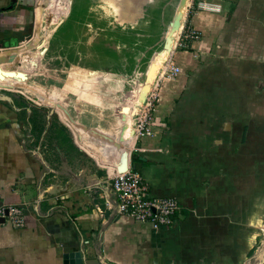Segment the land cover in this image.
Returning a JSON list of instances; mask_svg holds the SVG:
<instances>
[{"label": "crops", "instance_id": "crops-1", "mask_svg": "<svg viewBox=\"0 0 264 264\" xmlns=\"http://www.w3.org/2000/svg\"><path fill=\"white\" fill-rule=\"evenodd\" d=\"M40 2L0 0V56L32 30ZM188 25L199 37L177 63L183 71L202 64L163 83L153 136L134 144L124 135L130 158L115 148L106 154L102 138L71 126L54 106L45 115L30 103L31 115H15L13 103H1L8 99L2 84L13 83L9 73L26 74L19 68L27 56L0 70V206L24 214L23 228L0 226V264H247L258 237L257 264H264V167L249 170L244 162L253 138L255 156L264 158L263 124L253 118L249 129L250 118L227 116L231 75L224 64V89L211 86L215 62L232 51L245 54L242 62L264 58V0H195ZM116 119L106 122L120 130ZM129 168L151 197L177 200L174 226L155 229L118 212L110 178ZM74 253L80 257L70 258Z\"/></svg>", "mask_w": 264, "mask_h": 264}, {"label": "rangeland", "instance_id": "rangeland-1", "mask_svg": "<svg viewBox=\"0 0 264 264\" xmlns=\"http://www.w3.org/2000/svg\"><path fill=\"white\" fill-rule=\"evenodd\" d=\"M132 2L138 4V0ZM177 2L178 0H153L143 7V13L147 12V15H143L134 26L123 28L120 25H113L109 18L101 19L93 10L95 0H41L35 12L32 30L26 36H22L16 48L13 46L9 50L4 49L6 52L4 51L5 53L0 56V70L11 67L21 54L27 56L24 62H20L19 68V73H23L27 68L26 74L9 73V79H12L13 83L2 84L7 86L4 89L7 91L5 96L8 99L2 100L1 103L6 106L9 104L10 108L13 103V107L15 105L18 109L14 113L20 118H26L27 113L31 115L33 112L31 104L43 109L44 111L41 112L45 115L54 106L61 116L63 113L67 116L66 119L71 126L102 138L99 139V143L105 147L106 154L115 148L123 151L130 158L131 147H126L125 133L131 136L134 144L139 143V139L134 135L136 120L152 95L156 94L157 102L154 103L156 108L153 111L152 121L155 120L154 114L159 105L160 89L163 83L167 82L161 81L163 67L171 64L180 68L177 62L185 61L180 59V55L187 44L178 39L179 41H175L173 46L167 47L168 60L163 59L162 66L156 73H151L154 69L152 63L155 56L166 49L167 42L163 39V27L166 21L171 20ZM165 8L168 9V13L164 20L150 19L149 14L154 10ZM67 22L71 23L69 26L73 28H68ZM159 22L160 27L157 25ZM262 41L264 50V37ZM253 48L260 47L253 45ZM237 54L232 51L231 58L225 63L215 62L216 67L213 70L216 72L211 86L220 88L221 91L224 89V64L226 74L228 70L231 75L229 90L232 104L230 114L227 116L233 121L239 116L243 121L246 118L245 121H248L250 118L246 122L249 129L253 124V118L260 119V123L256 122L255 125L263 124L264 131V58L242 62L239 57L245 54ZM199 63L201 62L194 63L193 66L187 64L184 71L180 68L181 76L186 78L190 70ZM73 69L78 71L70 72ZM147 73L148 80L150 77H153V80L145 89ZM177 77L178 75L174 76L173 80ZM48 90L50 91L47 92ZM227 90L226 84V92ZM143 92L144 97L140 102L137 94ZM53 94L54 97L51 96ZM117 96H119L118 108L123 118L120 130L113 129L106 122L107 111L111 108L107 105L102 107L107 97ZM224 96V92H221V97ZM127 100L131 107L126 106ZM163 100L166 101L163 98L160 102ZM167 100L171 105L176 102L174 97H168ZM125 109H129L127 117L124 115ZM9 114L11 117L14 116L10 112ZM224 127L230 129L229 123ZM246 141L245 144L248 143ZM247 154L244 162L248 164L249 170H254L257 163L264 167V158L260 160V157L257 159L255 156L254 138L247 147ZM249 175L252 176L254 173ZM255 230L257 229L253 228V231ZM260 230L257 232H262ZM254 240L255 235L251 238L252 242ZM260 240L261 237H258V243L249 252L247 264H257L259 257L261 258V254L256 253V247H259L257 250L260 249Z\"/></svg>", "mask_w": 264, "mask_h": 264}, {"label": "built area", "instance_id": "built-area-1", "mask_svg": "<svg viewBox=\"0 0 264 264\" xmlns=\"http://www.w3.org/2000/svg\"><path fill=\"white\" fill-rule=\"evenodd\" d=\"M194 2L195 0L189 1L176 42L181 39L187 44L199 37L198 33L188 25L190 9L194 6ZM179 74L180 68L167 64L162 71L161 81L172 80L174 76ZM155 102H157V95L153 94L151 100L140 112V117L136 120L134 135L139 140L151 137L154 134L152 116L156 108L154 106ZM110 181L116 196L118 212L121 215L130 217L137 222L148 223L155 229L172 227L175 225L177 218L180 217L181 207L177 200L174 198L151 197L147 184L135 169L129 168L123 172H116L112 175ZM0 220H3V222L0 221V226L7 224L15 229L24 227V214L19 206L1 205Z\"/></svg>", "mask_w": 264, "mask_h": 264}, {"label": "flooded vegetation", "instance_id": "flooded-vegetation-1", "mask_svg": "<svg viewBox=\"0 0 264 264\" xmlns=\"http://www.w3.org/2000/svg\"><path fill=\"white\" fill-rule=\"evenodd\" d=\"M101 1H103V2L109 1V3L111 2L112 6H113L112 11L114 13V17H113L111 23H113V25H120L123 28L128 27V26H130V27L134 26L140 20V18L143 15H145V14L147 15V12H145V14L143 13L144 12L143 7L145 5L153 2V0H138V4L135 5L134 2H132V0H101ZM186 2H187V0H178L176 6L174 8L171 20L169 22L166 21V23L163 27V30H164V32H163L164 38L163 39L166 40V42H167V43H165L166 49L163 50L162 52H160L159 54H157L156 55L157 57L155 56L154 62L152 63V66H154V69L151 71V73H154V72L156 73L158 68H160L162 66V63L164 62L163 59L168 58L167 57L168 56V48L167 47L172 46V44L174 42L177 30L181 24V20H182V16H183L185 6H186ZM167 10H168L167 8H165L164 10H160V9L154 10L151 14H149L150 19L151 20H156V19L164 20L166 17V13H168ZM156 11L159 13L156 14L155 13ZM99 17L101 18L100 15H99ZM101 19H104V18L102 17ZM59 23H61V21H59ZM67 23H68L67 24L68 28H73L72 26H69V24H71V23H69V22H67ZM157 25L160 27L161 26L160 22ZM155 28H157V26ZM148 78H149V76L147 73L146 82H145V86H144L145 89H147L149 87V85L151 84V82L153 80V77L152 78L150 77V80H148ZM145 89H144V92H145ZM144 92L137 94V96L139 97L138 100H140V102L143 100ZM103 105H107V106H109V108H111V110L107 111L108 112L107 117L109 118V120L114 121L117 118L120 122L119 128H121L123 118L120 114V109L118 108L119 96L107 97L106 102L102 104V107H103ZM126 106H128V107L130 106L128 100L126 102ZM128 110L127 109L124 110V112L126 111V114H124L126 117L129 116Z\"/></svg>", "mask_w": 264, "mask_h": 264}, {"label": "bare ground", "instance_id": "bare-ground-1", "mask_svg": "<svg viewBox=\"0 0 264 264\" xmlns=\"http://www.w3.org/2000/svg\"><path fill=\"white\" fill-rule=\"evenodd\" d=\"M189 1L190 0H187V2H186V6H185V9H184V12H183L181 24H180V26H179V28L177 30L176 37L174 39V42H173L172 46L174 45V43L176 41V38H177V35L180 32V30H181L182 22L184 20L186 8L188 7ZM112 9H113V6H112L111 2L109 3V1L103 2L101 0H95V6H93V10L96 11L101 16V18L102 17L103 18H109L110 22L112 21V19L114 17V13H113ZM164 69H165V67H163V70ZM263 232H264V230H263Z\"/></svg>", "mask_w": 264, "mask_h": 264}, {"label": "water", "instance_id": "water-1", "mask_svg": "<svg viewBox=\"0 0 264 264\" xmlns=\"http://www.w3.org/2000/svg\"><path fill=\"white\" fill-rule=\"evenodd\" d=\"M3 99H7L6 97H4ZM133 157H135L136 156V154H134L133 153V155H132ZM1 222H3V220H0ZM80 257V254L79 253H74V254H69V257L71 258V257ZM66 256H64V258H65ZM77 262L78 263H80L81 262V260H77Z\"/></svg>", "mask_w": 264, "mask_h": 264}]
</instances>
